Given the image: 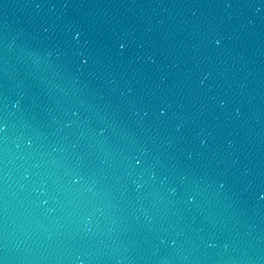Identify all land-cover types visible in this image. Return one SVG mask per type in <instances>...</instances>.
Returning <instances> with one entry per match:
<instances>
[{
	"label": "water",
	"instance_id": "obj_1",
	"mask_svg": "<svg viewBox=\"0 0 264 264\" xmlns=\"http://www.w3.org/2000/svg\"><path fill=\"white\" fill-rule=\"evenodd\" d=\"M0 264H264V0H0Z\"/></svg>",
	"mask_w": 264,
	"mask_h": 264
}]
</instances>
